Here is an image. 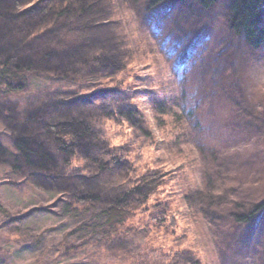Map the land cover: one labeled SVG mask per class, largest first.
<instances>
[{"label": "trees", "instance_id": "obj_1", "mask_svg": "<svg viewBox=\"0 0 264 264\" xmlns=\"http://www.w3.org/2000/svg\"><path fill=\"white\" fill-rule=\"evenodd\" d=\"M183 1L0 0V118L11 127L9 144L0 142V184L24 183L16 219L41 213L73 223L61 256L88 246L97 264H124L123 251L136 247L148 264H175L185 252L196 256L209 225L227 221L239 230L264 209V199L227 203L209 177L199 183L178 110L151 101L145 87L121 89L118 77L136 58L129 51L144 45L134 24L139 11ZM193 1L208 10L217 0ZM263 11L264 0H228V31L250 50L264 44ZM33 80L43 86L31 90ZM27 92L24 102L11 100ZM116 121L130 132L123 144L106 127ZM152 126L167 127L168 140L149 133ZM191 168V181L179 182L174 169ZM71 236L83 241L68 245Z\"/></svg>", "mask_w": 264, "mask_h": 264}, {"label": "rangeland", "instance_id": "obj_2", "mask_svg": "<svg viewBox=\"0 0 264 264\" xmlns=\"http://www.w3.org/2000/svg\"><path fill=\"white\" fill-rule=\"evenodd\" d=\"M227 7L228 0H217L208 10H202L193 0H184L183 6L173 2L147 13L140 10L139 22L134 24L144 45L129 51L136 58L116 78L121 89L145 87L143 94L147 93L151 101L158 99L177 109L179 124L191 146H184L187 160L198 156L199 183L205 185V177H209L225 202L251 206L264 199V44L259 50H250L231 36L226 24ZM42 86L39 80H33L31 90ZM28 95L23 93L11 100L22 103ZM144 109L149 108L144 105ZM106 127L113 143L123 144L130 133L119 121ZM10 129L0 118L1 143L9 144ZM150 129L157 140H168L162 136L167 127ZM152 149L147 139L143 150L148 153ZM186 153L182 152L180 160L185 161ZM174 171L179 182L193 177L192 168ZM176 182L167 181L165 187L171 188ZM1 203L7 211L0 210V264H97L99 258L89 256L88 246L65 256L58 254L71 221L41 213H34L26 222L19 218L24 213L23 182L0 184ZM76 238L69 237L68 245ZM204 238L203 244L193 248L196 256L185 252L175 264H264V209L239 230L227 221L209 225ZM123 253L124 264H148L137 257L136 247Z\"/></svg>", "mask_w": 264, "mask_h": 264}]
</instances>
